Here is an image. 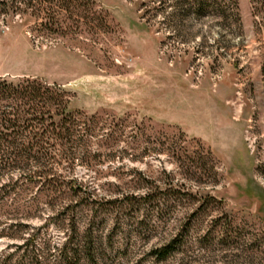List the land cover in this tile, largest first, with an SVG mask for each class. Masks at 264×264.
Segmentation results:
<instances>
[{
    "label": "rangeland",
    "instance_id": "rangeland-1",
    "mask_svg": "<svg viewBox=\"0 0 264 264\" xmlns=\"http://www.w3.org/2000/svg\"><path fill=\"white\" fill-rule=\"evenodd\" d=\"M235 1L173 27L142 0L58 31L0 12V77L61 88L73 134L51 184L0 174V264H264V0Z\"/></svg>",
    "mask_w": 264,
    "mask_h": 264
},
{
    "label": "trees",
    "instance_id": "trees-1",
    "mask_svg": "<svg viewBox=\"0 0 264 264\" xmlns=\"http://www.w3.org/2000/svg\"><path fill=\"white\" fill-rule=\"evenodd\" d=\"M89 3L90 0H0V12H26L45 19L46 25L58 31L84 23ZM142 5L153 11L154 17L161 14L170 27L210 16L222 20L238 17L235 0H142ZM64 96L61 88L41 80L27 78L14 83L0 77L1 175L19 171L25 180L50 181L51 166L56 160L52 146H61L73 135L62 125L69 115ZM8 186L0 187V197Z\"/></svg>",
    "mask_w": 264,
    "mask_h": 264
}]
</instances>
